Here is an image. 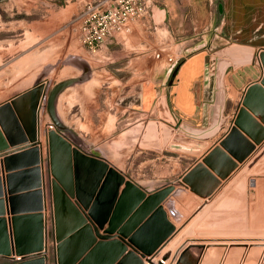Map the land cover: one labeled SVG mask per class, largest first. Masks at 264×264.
<instances>
[{"label":"water","instance_id":"1","mask_svg":"<svg viewBox=\"0 0 264 264\" xmlns=\"http://www.w3.org/2000/svg\"><path fill=\"white\" fill-rule=\"evenodd\" d=\"M218 10L222 12L220 4ZM253 58L254 48L245 45L230 44L213 51L214 87L207 124L196 127L175 122L169 115L165 121L172 127L160 122L172 132L167 148L180 145L183 139L205 142L222 129L228 120L224 75L230 66L234 69ZM178 63L171 68L177 69ZM74 81H59L49 92L39 82L0 104L2 264H46V191L53 218L55 264H166L170 251L160 253L180 230L164 207L175 184L145 191L104 158L72 144L55 115V103ZM256 84L248 85L246 96L258 88ZM43 104L51 119L44 130V144L39 125ZM157 122L150 121L148 127ZM5 213L10 216L4 217ZM185 254L175 264H187Z\"/></svg>","mask_w":264,"mask_h":264},{"label":"rangeland","instance_id":"2","mask_svg":"<svg viewBox=\"0 0 264 264\" xmlns=\"http://www.w3.org/2000/svg\"><path fill=\"white\" fill-rule=\"evenodd\" d=\"M79 1L0 2V74L3 63L7 67L17 61L28 75L47 77L51 86L69 77L83 80L99 70V57L75 35L73 19L80 9L73 8ZM70 3L72 9L66 7ZM253 40L263 48L254 49L253 60L238 67L244 66L246 75L255 71L258 88L227 101L228 120L216 135L199 143L183 139L167 148L172 132L160 122L173 124L160 117L162 121L149 120L158 124H151L144 138L142 133L133 137L138 142L132 147L110 148L117 166L139 182L165 183L183 172L171 181L177 189L167 199L170 220L180 229L160 253L170 251L169 264L185 251L187 264H202L205 257L209 264H264V34ZM221 44L229 43L217 47ZM11 71L5 70V81L0 76V94L11 88ZM105 85L99 88L102 108L109 103L102 99ZM153 176L162 180L153 181ZM47 239L46 260L55 264L54 232Z\"/></svg>","mask_w":264,"mask_h":264},{"label":"crops","instance_id":"3","mask_svg":"<svg viewBox=\"0 0 264 264\" xmlns=\"http://www.w3.org/2000/svg\"><path fill=\"white\" fill-rule=\"evenodd\" d=\"M84 3L85 0H80L73 9H81ZM153 4L147 26L134 22L131 33L123 38L106 41L95 52L99 57V70L67 86L55 103V115L66 128L63 133L72 144L84 152L104 158L122 173L124 170L112 159L114 152L110 148L132 147L133 142H138L133 137L137 138L140 133L143 135L147 131L149 120L162 121L160 117L170 115L175 122L183 121L196 127L207 124L208 105L214 87V64L211 57L214 49L226 46L217 45L225 41L228 45L263 48L253 38L264 34V0H153ZM219 4L221 13L218 10ZM66 7L71 8V3ZM158 51H162L160 58L155 57ZM167 55L172 56L174 61L179 60L177 69H172L173 64L165 61ZM16 62L7 67L3 63V76H0L5 81V70L11 71L12 68L10 73L14 78L9 91L4 90L0 94V104L36 83H44L47 92L54 85L48 86L47 77L28 75V69ZM241 68L244 66L231 68L224 75L226 104L230 98L236 99L239 94L242 95L248 85L259 79L258 75L253 76L255 71L252 75H246ZM102 83H107L102 99L109 102L104 108L100 103L99 91ZM43 106L39 112V125L40 139L44 144V130L51 119ZM42 154L45 162L44 146ZM179 160V157L174 159V165L179 164ZM182 173L167 181H173ZM128 177L145 191L155 190L168 183L150 184L148 181L151 179L145 178L146 181L139 182L129 174ZM153 179L162 180L157 176H153ZM44 185L47 188L46 174ZM46 192V205L49 206ZM166 202L164 207L170 218L169 203ZM9 216L4 214L6 218ZM203 261L202 264L210 263L207 257Z\"/></svg>","mask_w":264,"mask_h":264},{"label":"built area","instance_id":"4","mask_svg":"<svg viewBox=\"0 0 264 264\" xmlns=\"http://www.w3.org/2000/svg\"><path fill=\"white\" fill-rule=\"evenodd\" d=\"M153 5V0H88L73 19L78 39L84 47L95 53L106 41L123 38L131 33L134 22L147 26ZM161 52H156L155 57L160 58ZM174 60L170 55L165 57L168 64H174ZM46 209L44 233L48 243L47 238L54 232V227L50 204L46 205Z\"/></svg>","mask_w":264,"mask_h":264},{"label":"bare ground","instance_id":"5","mask_svg":"<svg viewBox=\"0 0 264 264\" xmlns=\"http://www.w3.org/2000/svg\"><path fill=\"white\" fill-rule=\"evenodd\" d=\"M46 210H47V209H46ZM165 248H166V247H165ZM165 248H164V249H165ZM164 249H163V250H164ZM163 250H162V251H163ZM157 257L159 258V256H157ZM167 263H169V260L166 262V264H167Z\"/></svg>","mask_w":264,"mask_h":264}]
</instances>
